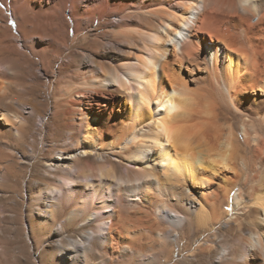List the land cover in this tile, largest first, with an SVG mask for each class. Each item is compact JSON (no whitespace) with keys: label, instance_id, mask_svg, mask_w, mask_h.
Returning <instances> with one entry per match:
<instances>
[{"label":"bare ground","instance_id":"bare-ground-1","mask_svg":"<svg viewBox=\"0 0 264 264\" xmlns=\"http://www.w3.org/2000/svg\"><path fill=\"white\" fill-rule=\"evenodd\" d=\"M71 2L0 0V195L53 263L264 264V0L109 1L125 56Z\"/></svg>","mask_w":264,"mask_h":264},{"label":"rangeland","instance_id":"rangeland-1","mask_svg":"<svg viewBox=\"0 0 264 264\" xmlns=\"http://www.w3.org/2000/svg\"><path fill=\"white\" fill-rule=\"evenodd\" d=\"M76 1L82 2L84 4L88 3V10L82 13H85L87 16H89V20L96 21L95 27L87 30L86 32L88 33L87 36L89 37V41L91 40V46L95 48L94 43L96 41H100L102 43V46H105L104 49L101 50V52H109L113 49L116 55L122 54L123 56L124 54H129V49H127V46H121L120 50H116V45H113V43L108 38H106L105 36L99 37L101 32H98V30H100L101 28L99 27L97 18L100 17L99 14L102 11V7L108 6V4L114 3L117 0H88L87 2L82 0ZM71 3H73V0ZM99 6H101V8ZM78 17H80V15H78ZM114 21L116 23L115 25L117 27V31H120V28H118L117 25H119V23L121 22V18L116 17ZM104 27V29L102 28V32L104 30H108L107 25ZM97 61L99 62V64L104 65L105 67L114 65V63L112 64L110 60L103 59L100 57L97 58ZM40 172H42V170L39 167H34L33 169L25 168L22 166L21 169L17 170L16 177L10 178L9 181L5 183L4 189L9 191L14 189H20V186L22 184L24 186L27 184L29 175H36ZM219 181L221 182V178L220 180H216L215 185H217ZM28 197V195H24L22 193H18L16 195H0V264H58L57 262L53 263L51 257L52 252L47 251L48 247H39V240L42 241L47 236L44 230L37 228L36 224L34 225L35 216H33L34 219L33 217H30L31 220L29 219L30 197ZM31 222L37 228L38 231L35 233V236L32 235L33 233L30 229ZM80 235H83L82 231L72 229L69 231V233H67V239L63 238L64 240L62 241L67 242L69 239L77 240L80 239ZM35 238L37 239V241ZM93 261L95 263V257L93 258Z\"/></svg>","mask_w":264,"mask_h":264}]
</instances>
